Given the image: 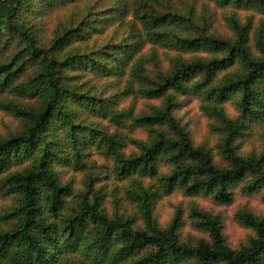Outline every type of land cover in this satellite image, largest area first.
I'll return each mask as SVG.
<instances>
[{"label": "trees", "instance_id": "1", "mask_svg": "<svg viewBox=\"0 0 264 264\" xmlns=\"http://www.w3.org/2000/svg\"><path fill=\"white\" fill-rule=\"evenodd\" d=\"M208 1L264 18V0ZM180 6L0 0V112L19 122L0 133V264H264L262 218L238 215L254 236L234 250L220 220L197 206L192 218L209 241H182L178 219L162 229L155 216L157 201L176 191L227 204L234 188L264 190V146L242 152L264 128V22L254 29L252 20L241 24L231 14V39L210 32L194 8ZM58 13L67 14L49 29L48 19ZM128 17L127 34L99 43L98 36ZM149 45L176 53L166 56L168 72L155 52H142ZM128 93L161 99L163 106L135 117L119 106ZM189 96L212 121L225 165L175 120L179 98ZM231 99L235 119L224 108ZM130 121L146 129L147 142L122 134ZM127 142L139 153L128 155ZM94 153L112 160L113 175L127 183L128 207L114 193L109 208L108 192L93 175L80 192L62 180L64 168L85 169Z\"/></svg>", "mask_w": 264, "mask_h": 264}, {"label": "rangeland", "instance_id": "2", "mask_svg": "<svg viewBox=\"0 0 264 264\" xmlns=\"http://www.w3.org/2000/svg\"><path fill=\"white\" fill-rule=\"evenodd\" d=\"M108 1V0H107ZM177 7L181 3H185L189 8H194L196 11V16L203 20L204 26L214 35L223 36L226 38H234V34L229 26L228 17L231 14H236L238 20L241 24H246L249 20L254 23V29L261 25V21L264 22V18L258 16L257 14L246 12V11H236L234 9H220L215 6L212 2L208 0H172ZM67 13H58L57 15H52L48 21L47 26L49 29L55 27L57 19L59 17L64 18ZM130 17L127 18L126 23L115 26L116 31L108 30V33L98 36L99 43H105L108 40L115 41L119 36L125 35L128 32L127 24L130 21ZM253 47V43H252ZM254 48V47H253ZM153 46L149 45L144 48L143 53L150 54L155 52L160 59L161 71L168 72L170 62L167 60V55L176 56L175 52H167L163 49L158 48L153 51ZM204 54L195 55H184L185 58H199L203 57ZM176 59V57L174 58ZM154 73V68L152 70ZM129 76L120 83L118 82V89L122 90L125 85L129 82ZM101 85V83L99 84ZM180 105L174 110L173 116L180 126L185 128L188 133H190L191 139L196 146L205 145L212 150L215 158L216 164L225 165L222 158L218 155L216 145L218 142L217 135L210 129L212 121L207 118L201 111L200 102L197 98L189 96L186 98H179ZM120 108L123 110L133 109V115L135 117L146 116L152 114L153 110L156 108H161L163 106V100L161 99H151L145 98L141 95H135L134 93L127 94L120 103ZM226 114L230 118H237L238 111L235 106V99H231L224 105ZM128 127L126 130L122 131V134L129 139L142 140L147 142L148 132L145 128L137 126L134 122L130 121L127 123ZM19 125L18 121H15L3 113L0 112V133L4 134L8 131H12ZM264 128L256 131V137L248 139L242 149L243 154H249L254 150L260 151L264 146ZM125 152L128 155L138 154L139 150L135 145L127 142L125 147ZM89 163L85 169L73 170L64 168L61 176L62 180L65 182L71 181L74 183V188L77 192L85 189L83 184L87 174L93 175L95 178L96 187H104L108 192L106 197V204L109 208L114 206V200L112 195L117 193L119 199H121L120 204L126 205L125 200V190L127 188V183L120 182L113 175L112 170V160L105 159L101 155L94 153L88 159ZM167 168H163L166 171ZM232 200L227 204H221L215 202L211 197H205L203 195L197 197H189L182 191H176L171 195L164 196L159 199L156 203L155 216L162 227V229H167L169 226L178 219V230L177 233L182 241L191 240L196 242L197 240L209 241V235L206 231L200 229L196 225V219L192 218V208L197 206L199 209L213 217H217L222 226L223 234L226 238L227 244L234 250H238L242 245H244L249 237L254 236V232L251 229L243 227L238 222V215L242 212H247L258 218L264 219V190L256 193L245 194L242 190L237 187L232 190ZM111 210V209H109ZM131 211L132 208L127 209ZM126 210L122 211L125 212ZM127 212V211H126ZM195 224V225H194Z\"/></svg>", "mask_w": 264, "mask_h": 264}]
</instances>
